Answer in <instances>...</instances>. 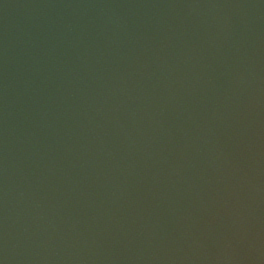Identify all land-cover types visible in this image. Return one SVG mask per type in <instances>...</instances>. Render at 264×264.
Listing matches in <instances>:
<instances>
[{
    "label": "water",
    "instance_id": "water-1",
    "mask_svg": "<svg viewBox=\"0 0 264 264\" xmlns=\"http://www.w3.org/2000/svg\"><path fill=\"white\" fill-rule=\"evenodd\" d=\"M0 264H264V0H0Z\"/></svg>",
    "mask_w": 264,
    "mask_h": 264
}]
</instances>
